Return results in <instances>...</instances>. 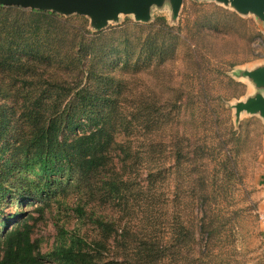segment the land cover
<instances>
[{
	"label": "trees",
	"instance_id": "16d2710c",
	"mask_svg": "<svg viewBox=\"0 0 264 264\" xmlns=\"http://www.w3.org/2000/svg\"><path fill=\"white\" fill-rule=\"evenodd\" d=\"M83 17L0 3V151L6 152L4 144L13 145L14 154L7 159L23 160V168L39 180L37 185L29 181L35 183L38 195L32 192L35 186L28 193L17 189V200L43 203L49 198L47 182L63 171L74 172L82 185L75 214L93 231L61 226L63 241L43 253L40 240L33 237V216L28 215L0 237V264H46L49 259L59 264H209L218 227L212 222L213 203L202 169L208 166V148L213 146L199 138L193 145L184 137L182 89L172 90L176 96L126 93L131 82L122 77L115 81V68L106 67L105 61L113 54L122 55L119 67L125 73H139L150 65L158 71L163 57L171 59L177 52L169 40L179 38V32L157 20L147 25L144 41L140 33L133 42L121 29L125 40L116 51L115 38H110L112 42L103 30L89 29ZM239 20L246 30V20ZM209 55L198 48L189 53L197 70ZM216 71L208 70L212 75ZM197 76V99L205 98L212 87L198 72ZM210 105L205 99L206 110ZM163 107L171 110L163 112ZM207 113V119L201 114L194 122L198 127L204 122L218 136L220 114ZM164 127L168 149L161 150ZM162 151L192 185L194 194L189 200L182 198L181 209L172 211L166 203L164 211L157 193L158 165H149L145 176L140 171ZM228 165L236 170L231 159ZM0 188L8 193L13 186L0 181ZM181 197L177 194L170 202ZM111 204L118 207L120 219L113 217Z\"/></svg>",
	"mask_w": 264,
	"mask_h": 264
},
{
	"label": "rangeland",
	"instance_id": "374dc122",
	"mask_svg": "<svg viewBox=\"0 0 264 264\" xmlns=\"http://www.w3.org/2000/svg\"><path fill=\"white\" fill-rule=\"evenodd\" d=\"M85 17L89 29L103 30V33L110 35L106 37L107 40L115 38L116 51L123 48L120 43L125 40L121 37V29L128 32L133 42L138 41L140 33L145 35L140 37L141 42L144 41L147 37V25L157 20L158 23L174 27L179 32V38L169 40L176 46L177 52L171 59L169 55H165L158 71L150 65L143 66L139 73H125L119 67L123 56L116 54L105 59L106 67L115 68V81L122 77L131 82L132 85L128 86L126 93L131 90L145 96L152 95L153 92L176 96L178 93L172 90L182 89L185 105L180 114L186 117L185 125L181 124L186 129L184 137L190 139L189 142L193 145L195 139L199 138L201 142H207V146H213L208 148V166L200 167V162H197L199 169L203 168L202 171L207 177L208 191L213 203L212 222L218 227L212 239L209 264H264V222L259 218V212L264 211V118L259 113L245 111L237 115L234 107L237 102L246 101L262 92L245 72L264 66V21L255 13H240L231 3L218 0H183L177 16L173 14L171 1L166 0L162 5L152 7L151 18L146 22L137 21L134 14H120L117 20H110L101 30L94 28L90 17ZM240 18L246 20L249 26L246 30L241 25ZM200 30L203 31L196 33ZM110 41L113 42L112 39ZM167 43L168 41L165 45ZM197 48L210 54L205 60H200L199 70L195 67L196 59H190L189 56L190 49ZM109 50L110 47H107V52ZM142 55L144 58L145 55ZM209 68L217 71L213 75L209 74ZM197 72L207 86L212 87L205 98L201 96L197 99L200 94ZM204 74H207L206 78ZM212 77L215 79H210ZM205 99L211 102L207 110H217L220 114L218 136V133L211 134V130H207L209 126L204 122L199 127L194 122L201 114L205 119L210 116L204 107ZM169 110L171 108H162L163 112ZM173 113L177 114V109H173ZM208 122L209 125L212 124ZM166 129L164 127L161 133V150L164 147L168 149ZM4 147L6 152L0 151V181L4 186L13 188L8 193L0 188V237L15 222L28 215L33 216L30 221L35 223L33 237L40 240L43 253H48L63 241L59 236L61 226L68 230L76 228L83 231L88 227L90 233H93L92 226L79 223L75 214L78 194L82 192L76 173L63 171L62 176L58 175L55 180L48 181L49 198L43 203L31 204L30 198L18 201V190L28 193L39 180L23 168V160L7 159L14 154L13 145L4 144ZM162 153L163 151L157 155L159 159L146 162L140 171L145 176L149 165H158L157 193L161 195L164 211H167L168 204L172 205V211L175 207L181 209L182 198L189 200L194 194L192 185L187 182L184 171L174 167L176 161L169 159L166 152L164 155ZM229 159L233 165L235 163L236 170H230ZM33 180L35 183L29 182ZM32 192L39 194L36 186ZM177 194L182 196L180 200L170 202ZM44 203L46 204L42 211L40 207ZM166 203L168 204L165 207ZM111 206L113 217L120 219L118 207ZM46 264L59 263L49 259Z\"/></svg>",
	"mask_w": 264,
	"mask_h": 264
},
{
	"label": "water",
	"instance_id": "95a60500",
	"mask_svg": "<svg viewBox=\"0 0 264 264\" xmlns=\"http://www.w3.org/2000/svg\"><path fill=\"white\" fill-rule=\"evenodd\" d=\"M166 0H0L1 4L29 8L47 9L64 15L81 14L90 17L94 28H104L110 20H117L120 14H134L137 21H148L154 5ZM174 16H177L183 0H170ZM231 3L240 13H255L264 21V0H218ZM245 74L262 90L246 101L237 102V115L245 111L259 113L264 118V66L246 71Z\"/></svg>",
	"mask_w": 264,
	"mask_h": 264
},
{
	"label": "built area",
	"instance_id": "2783aa9c",
	"mask_svg": "<svg viewBox=\"0 0 264 264\" xmlns=\"http://www.w3.org/2000/svg\"><path fill=\"white\" fill-rule=\"evenodd\" d=\"M259 218L264 222V211H262L261 213L259 212Z\"/></svg>",
	"mask_w": 264,
	"mask_h": 264
},
{
	"label": "crops",
	"instance_id": "0c3cea01",
	"mask_svg": "<svg viewBox=\"0 0 264 264\" xmlns=\"http://www.w3.org/2000/svg\"><path fill=\"white\" fill-rule=\"evenodd\" d=\"M263 180H264V177H263Z\"/></svg>",
	"mask_w": 264,
	"mask_h": 264
}]
</instances>
